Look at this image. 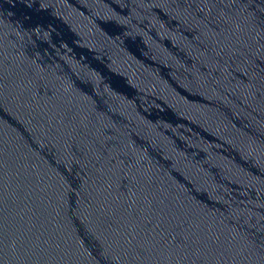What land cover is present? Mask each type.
Masks as SVG:
<instances>
[{"label": "water", "instance_id": "water-1", "mask_svg": "<svg viewBox=\"0 0 264 264\" xmlns=\"http://www.w3.org/2000/svg\"><path fill=\"white\" fill-rule=\"evenodd\" d=\"M0 264H264V0H0Z\"/></svg>", "mask_w": 264, "mask_h": 264}]
</instances>
